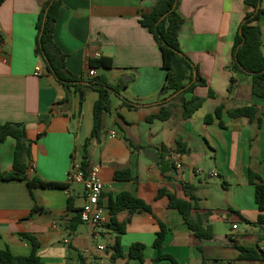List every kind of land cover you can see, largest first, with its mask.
Returning a JSON list of instances; mask_svg holds the SVG:
<instances>
[{
	"label": "crops",
	"instance_id": "1",
	"mask_svg": "<svg viewBox=\"0 0 264 264\" xmlns=\"http://www.w3.org/2000/svg\"><path fill=\"white\" fill-rule=\"evenodd\" d=\"M48 1L6 0L0 5V125H25L31 142L29 179L39 177L68 187L34 189L32 195L25 181H0V250L30 255L33 243L24 236L28 235L39 243L37 255L43 264H172L155 262L154 242L163 224L168 229L164 253L178 264H264L240 260L236 247L264 253V220L259 218L264 212L254 195L255 184L264 182V98L252 95L248 74H239L233 92L228 91L235 35L252 8L245 0L180 1L184 19L180 47L199 66L208 86L167 100L160 95L167 77L161 51L139 23L157 0H62L53 38L65 57L67 71L89 79V60L109 58L113 66L95 69V76H105L112 85L127 82L120 95L112 93L117 102L112 105L111 100V110L103 115V133L88 147L90 163L102 166V223L91 229L81 222L70 231L67 225L82 210L86 195L83 185L69 183L68 177L75 151L91 134L93 112L92 118L86 112L94 108L98 93L83 88L81 99L79 91L71 88L68 93L47 71L37 50V23ZM260 26L264 52V16ZM210 89L214 98L208 96ZM194 95L205 98V103L190 119H184L182 101ZM123 100L137 108L122 105ZM219 105L225 106L224 129L217 122H204L205 115ZM252 105L259 110L261 123L231 119L226 113ZM163 107L170 109V118L147 121ZM179 137L187 146L183 154L177 150ZM15 147L16 140L10 136L0 144L1 172L13 170ZM172 154L178 155L182 168L164 174L161 157L171 161ZM122 170H129L134 179L116 180V172ZM251 171L260 180L251 183ZM186 185L196 188L198 208L193 215L212 228V239L196 237L180 212L169 208L168 197H159L165 189L188 200ZM122 193L141 199L152 212L118 213L117 222L125 226V232L118 234L109 226V203ZM35 205L40 209L33 213ZM117 237L123 252L115 258ZM137 243L145 247L143 260L129 256L130 247Z\"/></svg>",
	"mask_w": 264,
	"mask_h": 264
},
{
	"label": "trees",
	"instance_id": "2",
	"mask_svg": "<svg viewBox=\"0 0 264 264\" xmlns=\"http://www.w3.org/2000/svg\"><path fill=\"white\" fill-rule=\"evenodd\" d=\"M6 0H0V5ZM181 0H157L155 6L148 14L141 15L139 23L146 28L157 42L162 54V67L167 72L166 80L160 90V95L163 99L171 96H181L186 93H193L197 87H207V81L202 77L199 66L196 65L187 55H185L180 47L179 32L183 26L184 19L179 13V5ZM262 0H245V4L252 8V11L247 13L242 20L237 33L235 35L232 60L229 67L232 77L228 88L229 93L233 92L239 74H248L251 77V91L252 95L258 98H264V52L263 37L261 31V18L264 16V7L259 6ZM62 6V0L48 1L37 23L38 37L37 50L42 56L47 71L51 73L57 81L62 84L70 93L71 88L80 92L81 99L84 98L85 91L83 88L94 90L98 93V99L93 108V128L90 136L85 140L83 146L75 151L73 161L78 159L81 169L88 174L90 165V156L88 147L92 140L100 138L103 133V115L111 110V95L116 93L118 95L127 87V82L121 80L118 84L112 85L103 75L94 76L89 79L77 77L67 71L64 55L57 48L53 33L55 23L58 19L59 10ZM113 66L112 60L109 58H91L89 60L90 69H109ZM197 72V77L194 80L193 73ZM134 78L131 77L128 82ZM191 83L190 86H188ZM210 98L215 97V93L210 89L208 92ZM174 97V98H175ZM69 98L65 101H68ZM205 103V98L193 96L190 100H183V118L190 119L197 111H199ZM122 105L136 109L135 104L127 100H123ZM225 113V106L219 105L215 108L213 113L205 115L204 122L207 125L215 122L221 128H226L223 121ZM231 119L247 118L251 122H262V118L258 117L259 110L255 105L244 106L226 111ZM264 118V111L262 112ZM171 117V111L168 108H162L160 114L151 115L147 118L148 122H153L155 119L167 120ZM13 137L16 140V147L14 153L13 170L9 173L0 171V181H25L31 192L34 189H66L68 184L60 182H51L42 180L39 177L29 179L27 176L28 163L31 157V142L27 140L26 127L22 123H4L0 125V144H2L7 137ZM40 137V135H39ZM178 152L183 154L187 151V146L179 137L177 140ZM77 153H80L77 157ZM161 171L165 174L171 168H174V163H171L165 157H161L160 163ZM249 180L255 183L260 180L259 175L250 172ZM116 180H133L134 177L129 170L118 171L115 174ZM195 186L186 185L184 191L188 200L178 198L175 194L167 193L165 189L159 192V197H168V206L171 209H176L183 217L185 224L200 240L212 239L214 237L213 230L210 226L205 227L200 218L194 217L193 211L198 208V197L195 194ZM33 195V194H32ZM255 202L261 212H264V182L255 184ZM40 209L35 205L32 212ZM128 210L134 212H152L151 206L146 204L141 199L135 198L128 193H122L117 196L115 201H110L109 212L111 214L110 228L118 234L125 232V226L117 222L116 216L118 213ZM260 221L264 220V215H260ZM81 210L76 213L74 218L67 228L70 231L76 230L81 223ZM167 227L160 224V231L157 233L154 247L158 251L155 259L156 263L164 260L170 261L172 264H178L177 261L170 255L164 253V240L167 234ZM33 243L32 253L28 256H16L9 249L0 250V264H43L41 258L37 255L39 243L35 238L29 237ZM119 237L115 242L113 250L114 257L122 255V248L120 246ZM240 251V260H259L264 261V253H259L253 248L236 246ZM144 245L134 244L130 247L129 256L133 259L143 260Z\"/></svg>",
	"mask_w": 264,
	"mask_h": 264
},
{
	"label": "built area",
	"instance_id": "3",
	"mask_svg": "<svg viewBox=\"0 0 264 264\" xmlns=\"http://www.w3.org/2000/svg\"><path fill=\"white\" fill-rule=\"evenodd\" d=\"M89 75L91 77L95 76V71L89 69ZM170 160L174 163L177 169H181L182 166L178 159V155L172 154ZM101 169L102 166L99 164H91L88 168V174L81 169L78 159L73 161L71 171L69 173V183L81 184L84 187L86 202L81 210V221L89 224L91 229H94L101 225L103 209L100 207L99 202L100 198L104 191V183L101 179ZM211 175L217 176L216 173ZM237 228V225H234V229ZM68 243V240H65ZM105 249L104 246L100 247Z\"/></svg>",
	"mask_w": 264,
	"mask_h": 264
},
{
	"label": "rangeland",
	"instance_id": "4",
	"mask_svg": "<svg viewBox=\"0 0 264 264\" xmlns=\"http://www.w3.org/2000/svg\"><path fill=\"white\" fill-rule=\"evenodd\" d=\"M90 95L97 96V94H95V93H92ZM111 100H112V105H115V103L117 102V98L115 96H112ZM92 112H93V109L90 106V110L88 112H86L88 114V118L89 117L92 118Z\"/></svg>",
	"mask_w": 264,
	"mask_h": 264
},
{
	"label": "water",
	"instance_id": "5",
	"mask_svg": "<svg viewBox=\"0 0 264 264\" xmlns=\"http://www.w3.org/2000/svg\"><path fill=\"white\" fill-rule=\"evenodd\" d=\"M259 6H261V3H259ZM193 76H194L193 79L195 80L196 77H197V72H196V71H194ZM190 85H191V83H190L188 86H190ZM173 96H174V95H173ZM173 96L169 97L167 100L171 99Z\"/></svg>",
	"mask_w": 264,
	"mask_h": 264
}]
</instances>
